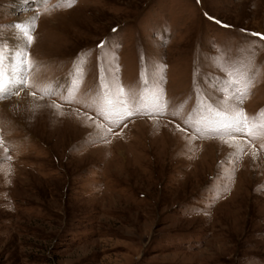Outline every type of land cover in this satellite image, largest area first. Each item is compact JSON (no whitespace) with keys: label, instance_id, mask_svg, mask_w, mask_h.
Instances as JSON below:
<instances>
[{"label":"rangeland","instance_id":"rangeland-1","mask_svg":"<svg viewBox=\"0 0 264 264\" xmlns=\"http://www.w3.org/2000/svg\"><path fill=\"white\" fill-rule=\"evenodd\" d=\"M58 3L0 0L5 52L36 17L30 86L0 100V264H264V129L193 126L225 100L220 57L250 61L240 107L264 123V0ZM102 83L140 111L105 119Z\"/></svg>","mask_w":264,"mask_h":264},{"label":"snow or ice","instance_id":"snow-or-ice-1","mask_svg":"<svg viewBox=\"0 0 264 264\" xmlns=\"http://www.w3.org/2000/svg\"><path fill=\"white\" fill-rule=\"evenodd\" d=\"M27 2V0H25ZM38 3L47 5L48 0H37ZM61 3L66 4L67 7H72L76 0H61ZM61 3L56 4L54 7H60ZM49 9L45 7L47 12ZM39 15V13H37ZM36 17L30 18L26 23H17L14 28L17 30L20 46L15 49H9L5 52L4 49H0V100L7 99L13 94H18L22 88L29 87L28 76L29 73L34 70L35 62L31 59L28 53V47L34 43V31ZM219 23V21H217ZM227 27V26H226ZM115 32L116 29H113ZM253 36H260L261 40H264V35L252 33ZM106 42H101L97 45L98 48H105ZM88 54H82L79 63L73 73V83L70 90V95L74 97L75 92L79 88V79L83 75V65L85 58ZM222 67L220 70L226 73L225 78H218L213 85L217 91L225 94V100L219 106L204 105L201 102L200 108L206 111L209 115L207 117H201L196 120L193 126L197 132L205 131V128L214 133L217 136L234 137L235 134H241L247 132L248 135H253L254 129H264V123L258 124L255 117H249L244 109L240 107L248 95H250L256 73L251 71L250 61H242L237 63L235 61L228 62L223 57L218 58ZM159 79L156 76H150L149 80L145 83H152L153 87H156L159 83ZM60 90V85H55L52 88L46 90L49 95H56ZM33 95H35L33 93ZM99 101L101 104L100 114L105 119L113 120L114 123L131 117L140 111L139 105L144 103V98L137 97L135 94H128L125 97L124 89L119 87L115 91H112L110 87H106L104 83L101 84V91L97 94L94 102ZM131 106L136 107V112L132 110ZM59 107V105H57ZM159 110V109H158ZM177 115V113H173ZM262 120H264V113L258 114ZM115 118V119H113ZM206 122L205 126L202 125ZM186 124H192L191 120H186ZM97 135H101L102 125H98ZM109 127L107 132H111ZM224 143H229L228 140H224Z\"/></svg>","mask_w":264,"mask_h":264},{"label":"bare ground","instance_id":"bare-ground-1","mask_svg":"<svg viewBox=\"0 0 264 264\" xmlns=\"http://www.w3.org/2000/svg\"><path fill=\"white\" fill-rule=\"evenodd\" d=\"M19 38V37H18ZM18 47L20 46V41L18 40ZM14 100H22V96L20 95L18 98H15ZM10 102V101H9ZM5 105V104H4Z\"/></svg>","mask_w":264,"mask_h":264}]
</instances>
